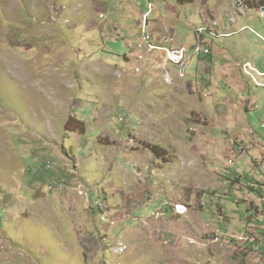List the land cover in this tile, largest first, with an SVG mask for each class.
Wrapping results in <instances>:
<instances>
[{
  "label": "rangeland",
  "instance_id": "rangeland-1",
  "mask_svg": "<svg viewBox=\"0 0 264 264\" xmlns=\"http://www.w3.org/2000/svg\"><path fill=\"white\" fill-rule=\"evenodd\" d=\"M201 4L222 24L207 29ZM252 7L0 0V264H264L231 236L264 246V168L250 163L264 152L245 133L264 143V76L239 69L264 72ZM148 9L155 38L190 48L202 29L213 53L190 50L183 78L138 60Z\"/></svg>",
  "mask_w": 264,
  "mask_h": 264
},
{
  "label": "built area",
  "instance_id": "built-area-1",
  "mask_svg": "<svg viewBox=\"0 0 264 264\" xmlns=\"http://www.w3.org/2000/svg\"><path fill=\"white\" fill-rule=\"evenodd\" d=\"M234 4H243V7H246V0H234ZM233 11H234V5H233ZM153 11H147L146 13H142L144 16H150ZM234 16L239 15L237 14V11H234ZM230 24H233V17L229 21ZM215 24V23H214ZM244 31H248L252 34H254L256 37L260 38L264 41V37L256 33L252 28L244 27ZM198 40L197 44L191 46L190 48H187L183 45H176L173 41L172 37H166L162 41H158L157 38L153 36L150 30H148L146 36H140V41L136 46V58L138 60H143V57L146 55H159L162 59L165 60L167 65H170L172 68H177L178 74L180 78H183V72H185V69L187 66L185 65V68H178V61H185V55H189V51L191 50L195 54L203 53L205 55L210 54V50L208 47H206L205 39L203 38L205 33H202V29L198 30ZM165 44H171L170 47L164 46ZM241 70L243 73L247 74L252 78L256 84H259L256 79L254 78L253 73H255L257 76H264L263 73H259L258 70H256L254 67L250 65V63H246L242 65ZM264 201V198H263ZM174 209H179L182 212L187 210L185 206H174ZM154 217H161L160 211H155L151 214ZM250 230L252 228H249ZM264 230V228H262ZM248 231V230H246ZM233 238H236L240 242H242L243 245L249 244V249H257L258 253H264V246H257L256 241H249L247 233H242L240 235H231Z\"/></svg>",
  "mask_w": 264,
  "mask_h": 264
},
{
  "label": "crops",
  "instance_id": "crops-1",
  "mask_svg": "<svg viewBox=\"0 0 264 264\" xmlns=\"http://www.w3.org/2000/svg\"><path fill=\"white\" fill-rule=\"evenodd\" d=\"M207 2V1H206ZM223 7V10H227L228 12V15H229V19L231 18V15L233 14L232 13V9H231V7H230V4L229 3H227L226 5H223L222 6ZM200 10H201V17H202V22L203 23H205V24H207V29L210 27V25H211V23H212V20H218V21H220V23L222 24V22H221V17H220V15H221V10H219L218 9V11L215 9V16H212L211 14H210V11H208V10H203V9H205L204 8V4H201V6H200V8H199ZM210 10H211V7H210ZM206 12V13H205ZM225 12V11H224ZM219 28V25H218V27L216 28V33H218L217 32V29ZM222 29L224 30V31H226V30H228V27L227 28H224V27H222ZM152 32V31H151ZM153 33V32H152ZM160 34V33H159ZM208 37H210L211 39H213L214 37H211V35L209 34V32H207V34H206ZM157 38V37H156ZM197 38V40H198V37H196ZM158 39V41H162V39H161V36L159 35V38H157ZM205 43H206V47H208L209 49H210V51H211V53L209 54V55H211L212 53H213V50H211V47H210V43H208L207 42V40L205 39ZM232 66V65H231ZM233 66H238V65H234L233 64ZM239 69H240V67H239ZM238 69V70H239ZM209 72V71H208ZM210 73V72H209ZM240 73H241V71H240ZM237 86H239L238 85V83H237ZM242 88H243V90H242ZM240 91H243V92H246V91H248L249 90V88H248V86L247 85H243V84H241V80H240V86H239V88H238ZM250 96L248 97V99L247 100H243V99H240V111L241 112H243V114L244 113H248V111L249 110H251V108L254 106V103H253V101H255V98L253 99V96L251 95V94H249ZM249 103H253V105L251 104V106H250V104ZM240 117V118H239ZM243 117H244V115H243ZM238 118H239V120L240 119H242V121L240 122V124H242L243 125V127L244 126H250L248 123H249V119L247 120V119H244V118H242V116L240 115V114H238ZM238 118L236 117V119L238 120ZM247 127V128H248ZM232 132H235V129H232L231 130ZM238 133V132H237ZM245 133H247V134H249V141H247V142H249V144L251 145V146H253V143H256V145H257V147L259 148L258 150H261L262 152H264V143H262V142H260L259 141V136H257L253 131H252V129L251 128H248V129H246L245 130ZM233 135L234 136H236L237 137V139L238 138H240V140H243L244 141V136L242 135V133L241 132H239L238 134H236V133H233ZM245 142V141H244ZM259 152V151H258ZM246 153V152H245ZM251 153H252V150H251ZM248 154H250V153H246V155H248ZM254 162H259L260 163V166H261V171H262V169L264 168V154L263 153H261V155H260V157L259 158H251V160H250V163L252 164V163H254ZM251 164H249V166H251Z\"/></svg>",
  "mask_w": 264,
  "mask_h": 264
},
{
  "label": "bare ground",
  "instance_id": "bare-ground-1",
  "mask_svg": "<svg viewBox=\"0 0 264 264\" xmlns=\"http://www.w3.org/2000/svg\"><path fill=\"white\" fill-rule=\"evenodd\" d=\"M151 5V4H150ZM251 6V5H250ZM149 8V7H148ZM153 8V7H152ZM149 10V9H148ZM149 11H151V10H149ZM258 11V10H257ZM241 16H243V15H238V17H241ZM147 21H148V16H143V20H142V27L141 28H143V31H141V35L140 36H146L147 35V32H148V23H147ZM243 28V27H242ZM241 28V29H242ZM203 31L204 30H202V33H203ZM219 35V34H218ZM229 36V35H228ZM170 37V36H169ZM186 60H187V55H185V61H178V67L179 68H185V66L184 65H186L185 64V62H186ZM189 61V60H188ZM185 75H183V77H184ZM257 86H261V85H257ZM262 201H263V199H262ZM253 217V216H252Z\"/></svg>",
  "mask_w": 264,
  "mask_h": 264
},
{
  "label": "trees",
  "instance_id": "trees-1",
  "mask_svg": "<svg viewBox=\"0 0 264 264\" xmlns=\"http://www.w3.org/2000/svg\"><path fill=\"white\" fill-rule=\"evenodd\" d=\"M176 4L179 6H183V5H190L192 4L195 0H175ZM259 7H264V0H254V9H259ZM243 27H248L251 28L249 26H243ZM232 36V35H231ZM230 36V37H231ZM230 37H224V38H230Z\"/></svg>",
  "mask_w": 264,
  "mask_h": 264
},
{
  "label": "clouds",
  "instance_id": "clouds-1",
  "mask_svg": "<svg viewBox=\"0 0 264 264\" xmlns=\"http://www.w3.org/2000/svg\"><path fill=\"white\" fill-rule=\"evenodd\" d=\"M254 9V8H253ZM258 9V8H257ZM210 50V49H209ZM210 53H211V51H210Z\"/></svg>",
  "mask_w": 264,
  "mask_h": 264
}]
</instances>
